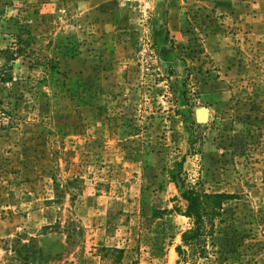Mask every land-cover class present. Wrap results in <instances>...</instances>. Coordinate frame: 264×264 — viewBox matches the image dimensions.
<instances>
[{
  "label": "rangeland",
  "instance_id": "374dc122",
  "mask_svg": "<svg viewBox=\"0 0 264 264\" xmlns=\"http://www.w3.org/2000/svg\"><path fill=\"white\" fill-rule=\"evenodd\" d=\"M39 253L264 264V0H0V264Z\"/></svg>",
  "mask_w": 264,
  "mask_h": 264
},
{
  "label": "trees",
  "instance_id": "16d2710c",
  "mask_svg": "<svg viewBox=\"0 0 264 264\" xmlns=\"http://www.w3.org/2000/svg\"><path fill=\"white\" fill-rule=\"evenodd\" d=\"M20 51L21 49H19L18 54H20ZM6 53H9V51H5ZM8 58L11 59V57ZM184 197L187 200L186 216L191 218L194 224L193 229L184 237V243L195 252L196 248H201L200 246L204 243V239L208 235H211L212 228L214 227V218L219 214L224 200L229 198V196L226 194L200 193L194 188H188L184 193ZM15 248V253L19 255L21 254L22 248L25 249V247L21 246H15ZM178 250L180 257L186 259L187 252L181 247ZM193 252L192 254H194ZM29 258L30 256L28 255L26 259ZM32 261L35 264L36 262H38L37 264H41L46 261V257L39 253V256L33 257Z\"/></svg>",
  "mask_w": 264,
  "mask_h": 264
},
{
  "label": "water",
  "instance_id": "95a60500",
  "mask_svg": "<svg viewBox=\"0 0 264 264\" xmlns=\"http://www.w3.org/2000/svg\"><path fill=\"white\" fill-rule=\"evenodd\" d=\"M201 111H205V110H201ZM199 119L202 120V121L205 120V119L200 118V114H199Z\"/></svg>",
  "mask_w": 264,
  "mask_h": 264
},
{
  "label": "bare ground",
  "instance_id": "6f19581e",
  "mask_svg": "<svg viewBox=\"0 0 264 264\" xmlns=\"http://www.w3.org/2000/svg\"><path fill=\"white\" fill-rule=\"evenodd\" d=\"M201 112V111H200ZM202 112H204V111H202Z\"/></svg>",
  "mask_w": 264,
  "mask_h": 264
}]
</instances>
